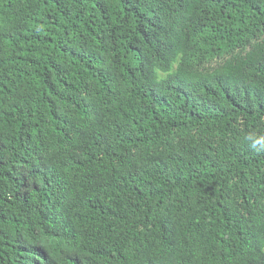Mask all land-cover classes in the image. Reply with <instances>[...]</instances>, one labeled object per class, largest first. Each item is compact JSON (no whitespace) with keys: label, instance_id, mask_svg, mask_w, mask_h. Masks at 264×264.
Wrapping results in <instances>:
<instances>
[{"label":"trees","instance_id":"1","mask_svg":"<svg viewBox=\"0 0 264 264\" xmlns=\"http://www.w3.org/2000/svg\"><path fill=\"white\" fill-rule=\"evenodd\" d=\"M0 264H264V0H0Z\"/></svg>","mask_w":264,"mask_h":264}]
</instances>
